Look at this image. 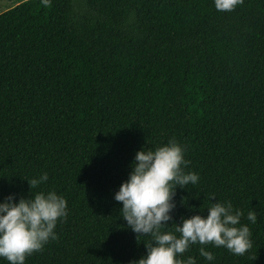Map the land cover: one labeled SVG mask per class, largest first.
<instances>
[{
  "label": "trees",
  "instance_id": "trees-1",
  "mask_svg": "<svg viewBox=\"0 0 264 264\" xmlns=\"http://www.w3.org/2000/svg\"><path fill=\"white\" fill-rule=\"evenodd\" d=\"M171 138L199 180L176 187L167 229L206 215L214 194L244 212L252 241L244 255L209 244V262L195 244L179 258L264 264V0L232 11L213 0H20L0 12V201L30 196L43 172L32 191L67 201L58 238L24 264L139 259L152 236L127 226L114 193L137 150Z\"/></svg>",
  "mask_w": 264,
  "mask_h": 264
},
{
  "label": "clouds",
  "instance_id": "clouds-1",
  "mask_svg": "<svg viewBox=\"0 0 264 264\" xmlns=\"http://www.w3.org/2000/svg\"><path fill=\"white\" fill-rule=\"evenodd\" d=\"M51 0H41L48 6ZM217 11H232L243 0H213ZM184 147L175 138L155 148L137 150L131 163V171L114 193L121 202L120 216L127 226L138 235H151L145 243L146 251L130 264H197L195 257L180 259L179 255L191 245L199 244V255L206 261L215 256L205 245L223 247L234 255H244L252 246L248 224L241 223L244 212L233 207L231 201H220L208 196L207 214L199 212L181 216L180 223L173 221V230H168L172 220L173 200L177 186H195L199 174L185 171L190 163L185 158ZM48 173L29 181L30 196L15 199L9 193L0 201V258L8 264H24L27 256L39 252L50 240L57 239L55 228L58 221L67 216V201L55 190L32 191L46 182ZM183 202V201H182ZM246 219L255 224V210H249ZM163 229V230H162Z\"/></svg>",
  "mask_w": 264,
  "mask_h": 264
},
{
  "label": "rangeland",
  "instance_id": "rangeland-1",
  "mask_svg": "<svg viewBox=\"0 0 264 264\" xmlns=\"http://www.w3.org/2000/svg\"><path fill=\"white\" fill-rule=\"evenodd\" d=\"M19 1L20 0H12V1L0 0V12L12 7L14 4H16Z\"/></svg>",
  "mask_w": 264,
  "mask_h": 264
}]
</instances>
